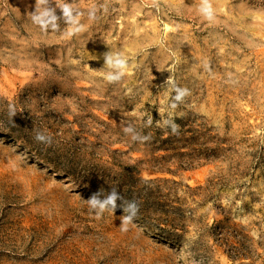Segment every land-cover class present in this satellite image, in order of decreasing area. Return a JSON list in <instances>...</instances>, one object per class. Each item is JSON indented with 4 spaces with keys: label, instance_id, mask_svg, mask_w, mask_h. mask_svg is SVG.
<instances>
[{
    "label": "rangeland",
    "instance_id": "374dc122",
    "mask_svg": "<svg viewBox=\"0 0 264 264\" xmlns=\"http://www.w3.org/2000/svg\"><path fill=\"white\" fill-rule=\"evenodd\" d=\"M35 2L0 0V264H264V0H213L214 22L199 0H74L73 36ZM113 187L140 204L126 233L121 201L99 220L84 202Z\"/></svg>",
    "mask_w": 264,
    "mask_h": 264
},
{
    "label": "clouds",
    "instance_id": "9594fccd",
    "mask_svg": "<svg viewBox=\"0 0 264 264\" xmlns=\"http://www.w3.org/2000/svg\"><path fill=\"white\" fill-rule=\"evenodd\" d=\"M53 3H55L56 7L52 6ZM57 7L62 13L61 16L56 14ZM198 11L208 22L215 21L216 10L213 7V0H199ZM82 15L83 13L79 11L78 8L74 7V0L72 3H69L68 0H62V3L60 4H57L55 0H36L35 10L30 13L32 23L39 26L42 32H47L50 29L52 31H58L60 29V21L62 20L64 24L68 26L64 33L67 36L76 35L84 30L85 25L80 22ZM96 18L95 9L90 10L88 12V19L93 21ZM103 59L104 67L111 69L107 73L103 74V78L108 83L120 82L129 70V62L127 58L121 52H114L110 50L103 54ZM205 67L208 69L207 63L205 64ZM103 68L93 71L102 72ZM172 83L175 95L172 96L169 107L175 110L184 102L187 96L191 95V92L187 87H180L175 85L174 82ZM9 115L11 117L16 115V111L13 106L9 107ZM157 123L160 122L158 121ZM163 123L171 129L172 135L179 134L180 125L174 120H165ZM151 124L152 118L149 117V120L146 122V126H150ZM122 130L125 134H131V139L133 141L143 143L151 139L150 134L142 135L137 133L131 123L124 126ZM34 138L37 142L49 145L52 142V138L50 136H47L40 131L36 132ZM117 201H121L119 207L122 208L124 213V215L119 217L121 221L119 229L121 232L126 233L130 230V228H134L136 226L134 221L137 219L140 211V204L136 199H125L124 196L120 195L117 188L113 187L107 194H105L103 189H101L93 193L88 200H84L90 209V214H94L97 220L102 218L105 211H109L114 214L118 207Z\"/></svg>",
    "mask_w": 264,
    "mask_h": 264
},
{
    "label": "bare ground",
    "instance_id": "6f19581e",
    "mask_svg": "<svg viewBox=\"0 0 264 264\" xmlns=\"http://www.w3.org/2000/svg\"><path fill=\"white\" fill-rule=\"evenodd\" d=\"M177 2V1H176ZM169 28V26H167V29ZM171 29V28H170ZM173 30V29H172ZM40 160V159H39ZM157 236V235H156ZM162 237H163V239L164 240H167L168 239V236H166V235H162Z\"/></svg>",
    "mask_w": 264,
    "mask_h": 264
}]
</instances>
